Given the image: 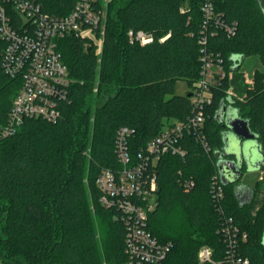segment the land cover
<instances>
[{"label":"trees","instance_id":"trees-1","mask_svg":"<svg viewBox=\"0 0 264 264\" xmlns=\"http://www.w3.org/2000/svg\"><path fill=\"white\" fill-rule=\"evenodd\" d=\"M42 1L46 12L57 15L68 14L77 2ZM203 1L112 0L101 55L85 39L70 35L59 41L71 79L67 99L59 104L60 119H26L14 135L0 139V253L6 262L125 264L127 225L121 211L101 204L96 179L103 169L121 168L115 147L119 129L134 131L128 149L137 159L165 128L188 120L207 36V49L223 59L226 77L210 88L201 132L205 143L199 131L185 133L179 142L184 156L166 154L157 163V203L147 229L168 246L161 264H232L239 258L264 264V202L256 197L261 172L225 185L218 167L230 110L248 122L264 153V0H216L222 21L235 26L232 36L219 27L204 28ZM131 31L153 41L142 45L131 39ZM5 47L0 40L2 125L22 85L3 70ZM233 56L258 57L262 69L251 84L242 65L233 69ZM178 81L191 90L177 95ZM221 109L224 120L218 117ZM243 180L253 182L254 199L242 206L236 186ZM188 182L194 186L188 188ZM226 227L238 229L232 246ZM205 246L212 250L209 262L199 260Z\"/></svg>","mask_w":264,"mask_h":264},{"label":"built area","instance_id":"built-area-1","mask_svg":"<svg viewBox=\"0 0 264 264\" xmlns=\"http://www.w3.org/2000/svg\"><path fill=\"white\" fill-rule=\"evenodd\" d=\"M111 1L77 0L68 14L57 15L46 12L42 0H0V40L6 43L2 67L8 76L22 81L6 124H0V139L14 135L26 119L51 123L60 119L59 104L67 99L71 79L62 60L59 41L73 35L89 41L101 55L106 6ZM201 10L206 30L215 26L228 36L234 35L235 26L222 21L216 0H204ZM129 35L142 45L153 41L151 35L141 31L136 34L131 31ZM207 47L205 36L200 50L201 79L192 90V114L188 120L176 121L165 128L140 151L137 159L131 158L128 149V139L134 131L125 127L119 129L115 147L121 168L117 171L103 169L96 179L102 194L101 204L121 211L127 225L125 264H161L167 255L168 246L159 244L147 229L149 215L157 203L155 167L166 154L184 156L179 142L185 133L199 131L198 138L205 141L201 132L205 110L212 99L210 88L226 77L223 59L210 53ZM186 186L192 188L194 183L188 182ZM216 191L218 199L223 197L221 186ZM226 228L223 229L229 234L228 242L232 246L236 243L238 229ZM231 228L234 234L230 235ZM243 239H246L245 234ZM211 258V248L202 247L199 260L209 262ZM0 264L14 263L6 262L0 253ZM232 264H249V261L239 258Z\"/></svg>","mask_w":264,"mask_h":264},{"label":"water","instance_id":"water-1","mask_svg":"<svg viewBox=\"0 0 264 264\" xmlns=\"http://www.w3.org/2000/svg\"><path fill=\"white\" fill-rule=\"evenodd\" d=\"M239 65L233 69L238 68ZM224 115L225 109H221L218 113L220 120H224ZM225 121L230 131L224 135L223 154L219 157L218 167L222 183L227 185L242 178L244 165L247 173L262 172L264 153L261 144L257 141V135L251 131L248 122L240 118L236 111L230 110ZM227 155H234L236 160L226 159ZM236 196L240 205L243 206L253 201L254 190L244 184L239 185L236 186Z\"/></svg>","mask_w":264,"mask_h":264},{"label":"rangeland","instance_id":"rangeland-1","mask_svg":"<svg viewBox=\"0 0 264 264\" xmlns=\"http://www.w3.org/2000/svg\"><path fill=\"white\" fill-rule=\"evenodd\" d=\"M106 18V17H105ZM234 67H237L241 64L240 72L244 73L246 80L249 83H252L253 76L258 69H262V65L258 59V57H250L248 59H239L234 60ZM190 86L185 81H178L176 83V94L177 95H185L187 91H190ZM219 157L221 154H218ZM256 197H258V201L260 204L264 202V169L261 172L260 183L256 187Z\"/></svg>","mask_w":264,"mask_h":264},{"label":"crops","instance_id":"crops-1","mask_svg":"<svg viewBox=\"0 0 264 264\" xmlns=\"http://www.w3.org/2000/svg\"><path fill=\"white\" fill-rule=\"evenodd\" d=\"M244 172V171H243ZM245 174L247 173L246 171L244 172ZM252 173H256V172H249L248 174H252ZM242 179H244V176H242ZM252 183L253 182H251V180H248V183L247 182H245L244 180L243 181H241V182H239L238 183V185H237V187L239 186V185H246L248 188H250V189H254L253 188V186H252Z\"/></svg>","mask_w":264,"mask_h":264},{"label":"clouds","instance_id":"clouds-1","mask_svg":"<svg viewBox=\"0 0 264 264\" xmlns=\"http://www.w3.org/2000/svg\"><path fill=\"white\" fill-rule=\"evenodd\" d=\"M232 59H239V56H233Z\"/></svg>","mask_w":264,"mask_h":264},{"label":"flooded vegetation","instance_id":"flooded-vegetation-1","mask_svg":"<svg viewBox=\"0 0 264 264\" xmlns=\"http://www.w3.org/2000/svg\"><path fill=\"white\" fill-rule=\"evenodd\" d=\"M235 158H236V157H235ZM235 158H234V159H235Z\"/></svg>","mask_w":264,"mask_h":264}]
</instances>
